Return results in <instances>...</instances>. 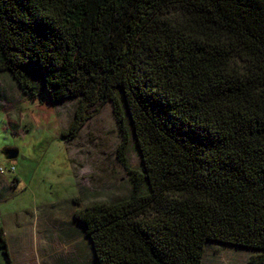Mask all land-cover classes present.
Listing matches in <instances>:
<instances>
[{
  "label": "trees",
  "instance_id": "1",
  "mask_svg": "<svg viewBox=\"0 0 264 264\" xmlns=\"http://www.w3.org/2000/svg\"><path fill=\"white\" fill-rule=\"evenodd\" d=\"M0 73L77 100L64 138L113 106L132 191L76 212L92 264H203L210 242L264 264V0H0Z\"/></svg>",
  "mask_w": 264,
  "mask_h": 264
},
{
  "label": "rangeland",
  "instance_id": "2",
  "mask_svg": "<svg viewBox=\"0 0 264 264\" xmlns=\"http://www.w3.org/2000/svg\"><path fill=\"white\" fill-rule=\"evenodd\" d=\"M32 78L41 86L37 74ZM76 108L75 99L49 102L41 88L38 98L29 99L9 74L0 73V167L6 169L0 173V228L12 264H92L76 212L119 202L132 191L118 158L123 138L112 104L90 117L75 137L64 138ZM6 148H17L18 158L7 160ZM127 159L132 169H142L132 138ZM256 253L210 242L203 264H251Z\"/></svg>",
  "mask_w": 264,
  "mask_h": 264
},
{
  "label": "water",
  "instance_id": "3",
  "mask_svg": "<svg viewBox=\"0 0 264 264\" xmlns=\"http://www.w3.org/2000/svg\"><path fill=\"white\" fill-rule=\"evenodd\" d=\"M19 150L17 148H6L2 151V154L7 160H15L19 156Z\"/></svg>",
  "mask_w": 264,
  "mask_h": 264
},
{
  "label": "built area",
  "instance_id": "4",
  "mask_svg": "<svg viewBox=\"0 0 264 264\" xmlns=\"http://www.w3.org/2000/svg\"><path fill=\"white\" fill-rule=\"evenodd\" d=\"M15 170H16V168H15L14 166H11V167L9 168V171H10V172H14ZM5 171H6L5 168L0 167V173L4 174Z\"/></svg>",
  "mask_w": 264,
  "mask_h": 264
},
{
  "label": "crops",
  "instance_id": "5",
  "mask_svg": "<svg viewBox=\"0 0 264 264\" xmlns=\"http://www.w3.org/2000/svg\"><path fill=\"white\" fill-rule=\"evenodd\" d=\"M5 261H6V259H5ZM0 264H8V263H7V262H3V261H2V263H0ZM10 264H12V262H11Z\"/></svg>",
  "mask_w": 264,
  "mask_h": 264
}]
</instances>
